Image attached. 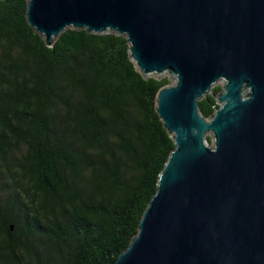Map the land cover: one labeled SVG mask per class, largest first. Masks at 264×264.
I'll list each match as a JSON object with an SVG mask.
<instances>
[{"label": "trees", "instance_id": "1", "mask_svg": "<svg viewBox=\"0 0 264 264\" xmlns=\"http://www.w3.org/2000/svg\"><path fill=\"white\" fill-rule=\"evenodd\" d=\"M26 13L0 0V264H112L175 148L156 109L171 81L143 75L126 36L68 28L47 46Z\"/></svg>", "mask_w": 264, "mask_h": 264}, {"label": "water", "instance_id": "2", "mask_svg": "<svg viewBox=\"0 0 264 264\" xmlns=\"http://www.w3.org/2000/svg\"><path fill=\"white\" fill-rule=\"evenodd\" d=\"M26 16L47 46L115 32L143 75L177 78L156 102L175 148L112 264H264V0H27Z\"/></svg>", "mask_w": 264, "mask_h": 264}, {"label": "rangeland", "instance_id": "3", "mask_svg": "<svg viewBox=\"0 0 264 264\" xmlns=\"http://www.w3.org/2000/svg\"><path fill=\"white\" fill-rule=\"evenodd\" d=\"M147 77H155L157 79H163V78H168L171 81V85H175L177 83V78L168 72L163 73V74H151L148 75ZM226 82L224 80H219L213 87H221V89H224ZM212 93V91L209 92V94ZM217 103L219 104V96H217Z\"/></svg>", "mask_w": 264, "mask_h": 264}]
</instances>
